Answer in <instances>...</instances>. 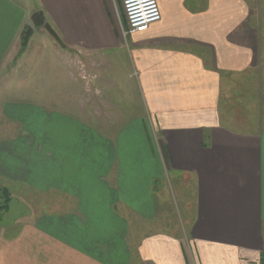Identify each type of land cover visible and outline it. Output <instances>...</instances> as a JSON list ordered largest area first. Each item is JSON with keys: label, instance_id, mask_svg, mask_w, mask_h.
Wrapping results in <instances>:
<instances>
[{"label": "crops", "instance_id": "crops-1", "mask_svg": "<svg viewBox=\"0 0 264 264\" xmlns=\"http://www.w3.org/2000/svg\"><path fill=\"white\" fill-rule=\"evenodd\" d=\"M156 1L160 20L126 39L118 0H0V72L39 17L68 49L113 64L123 56L144 113L98 127L6 105L19 128L0 139V181L64 194L71 208L0 224V264H260L264 115L258 131L242 132L220 104L229 80L259 66V15L253 0ZM168 173L194 181L190 248L166 233L136 246L131 227L153 219L154 182Z\"/></svg>", "mask_w": 264, "mask_h": 264}, {"label": "rangeland", "instance_id": "rangeland-1", "mask_svg": "<svg viewBox=\"0 0 264 264\" xmlns=\"http://www.w3.org/2000/svg\"><path fill=\"white\" fill-rule=\"evenodd\" d=\"M118 1L122 34L127 39L131 34L124 7ZM252 3L253 11L259 15L255 23L263 46L259 49L260 63L255 71L229 80L227 93L222 94L220 103L221 109H225L222 118L242 132L258 131L264 115V0ZM37 20L38 26L33 21V28H25L24 38L20 35L18 46L0 72V139L18 133V123L3 116L6 105L13 103L70 112V116L83 118L89 125L98 127H120L127 119L143 117L142 99L137 95L135 79L129 77L131 70L123 56L121 63L113 64L107 57L68 49L61 36L39 17ZM25 39L29 42L20 50V40ZM106 127L99 128V132L110 136L119 130ZM154 135L159 148V135ZM3 188L8 191L9 202L6 210L0 208V224L20 223L33 214L71 208L64 194L43 193L3 181H0V207L5 198L1 193ZM153 197V219L145 222L139 217L131 227L134 245L145 234L166 233L180 238L185 248H190L189 231L195 212L194 181L187 176L164 174L154 182Z\"/></svg>", "mask_w": 264, "mask_h": 264}, {"label": "built area", "instance_id": "built-area-1", "mask_svg": "<svg viewBox=\"0 0 264 264\" xmlns=\"http://www.w3.org/2000/svg\"><path fill=\"white\" fill-rule=\"evenodd\" d=\"M121 2L130 34L144 33L160 20L156 0H121Z\"/></svg>", "mask_w": 264, "mask_h": 264}, {"label": "trees", "instance_id": "trees-1", "mask_svg": "<svg viewBox=\"0 0 264 264\" xmlns=\"http://www.w3.org/2000/svg\"><path fill=\"white\" fill-rule=\"evenodd\" d=\"M22 35H23V38H24V33ZM27 40L28 39L20 40V44H19V49L20 50H23L24 46H26V44L28 42ZM1 193L3 194V196L5 198H4L3 207H0V208H4L6 210V207L8 206V202H9V194H8V191L5 188L2 189ZM0 206H1V204H0ZM260 264H264V255H262L261 258H260Z\"/></svg>", "mask_w": 264, "mask_h": 264}, {"label": "water", "instance_id": "water-1", "mask_svg": "<svg viewBox=\"0 0 264 264\" xmlns=\"http://www.w3.org/2000/svg\"><path fill=\"white\" fill-rule=\"evenodd\" d=\"M33 28V27H32Z\"/></svg>", "mask_w": 264, "mask_h": 264}]
</instances>
